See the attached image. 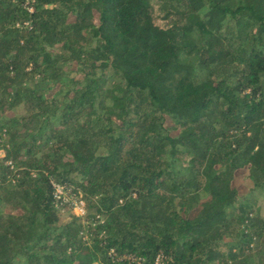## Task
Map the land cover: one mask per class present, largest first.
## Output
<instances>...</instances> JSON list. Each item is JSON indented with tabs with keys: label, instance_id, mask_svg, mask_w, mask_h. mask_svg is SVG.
I'll return each instance as SVG.
<instances>
[{
	"label": "trees",
	"instance_id": "trees-1",
	"mask_svg": "<svg viewBox=\"0 0 264 264\" xmlns=\"http://www.w3.org/2000/svg\"><path fill=\"white\" fill-rule=\"evenodd\" d=\"M0 150V264H264V0H0Z\"/></svg>",
	"mask_w": 264,
	"mask_h": 264
},
{
	"label": "rangeland",
	"instance_id": "rangeland-1",
	"mask_svg": "<svg viewBox=\"0 0 264 264\" xmlns=\"http://www.w3.org/2000/svg\"><path fill=\"white\" fill-rule=\"evenodd\" d=\"M76 67L73 65V67L71 68V76L75 77L77 79H82L83 76L76 72ZM15 113L21 115L24 113L23 108H18ZM14 114V113H12ZM12 114H9V116H11ZM4 156V152L0 150V158ZM235 186L237 187V189L239 190V193L241 195H245V196H255L256 198L258 197V193L253 191V182L250 178V173L248 170H242L240 171L235 179L234 182ZM253 192V194H252ZM57 197L61 200H63L65 202V204H69V202L71 203V199L72 200H76L74 198V196H71L69 194L68 191H66L63 187H61L59 190H57ZM72 210V211H71ZM68 206H64L62 207V209L59 211V215H60V220L61 223L64 224L66 222H68L70 220V216L72 215V213H74V210L71 209Z\"/></svg>",
	"mask_w": 264,
	"mask_h": 264
},
{
	"label": "built area",
	"instance_id": "built-area-1",
	"mask_svg": "<svg viewBox=\"0 0 264 264\" xmlns=\"http://www.w3.org/2000/svg\"><path fill=\"white\" fill-rule=\"evenodd\" d=\"M56 191L61 188L60 185H55ZM72 209L74 210V214L78 217H83L86 214V204L83 200H72Z\"/></svg>",
	"mask_w": 264,
	"mask_h": 264
}]
</instances>
